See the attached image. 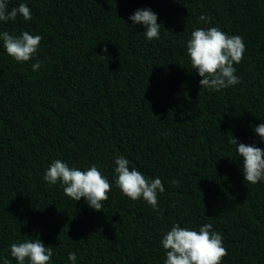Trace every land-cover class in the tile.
Wrapping results in <instances>:
<instances>
[{"label":"trees","instance_id":"obj_1","mask_svg":"<svg viewBox=\"0 0 264 264\" xmlns=\"http://www.w3.org/2000/svg\"><path fill=\"white\" fill-rule=\"evenodd\" d=\"M20 2L31 18L18 15L0 30L42 39L23 63L0 47V256L12 242L39 238L53 248V264H69L68 251L77 264H162L163 230L208 222L223 237L221 264H264V183L244 182L228 143L233 136L264 149L249 127L264 120V0H8L6 7ZM140 7L158 14V40L128 25ZM202 12L245 44L234 65L240 82L219 92L200 88L185 55L192 28L206 27ZM35 60L42 67L34 72ZM116 154L161 178L157 211L111 187ZM54 158L81 169L95 163L109 178L101 210L42 180Z\"/></svg>","mask_w":264,"mask_h":264},{"label":"clouds","instance_id":"obj_2","mask_svg":"<svg viewBox=\"0 0 264 264\" xmlns=\"http://www.w3.org/2000/svg\"><path fill=\"white\" fill-rule=\"evenodd\" d=\"M8 0H0V24L17 16L25 21L31 18L30 8L20 2L18 5L6 7ZM157 13L150 7L134 9L127 19L133 28L135 25L143 27L145 40L152 41L160 38L162 23L157 22ZM206 27H193L184 42L185 55L190 67L201 77L198 83L200 88L219 92L240 82L236 74V67L242 59L245 44L240 35L229 34L218 25L210 24V18L203 12L198 16ZM42 37L39 34L21 30L19 34L0 30V47L17 62L23 63L34 59ZM107 48L96 53L98 58H105ZM32 71L42 67L40 60L30 64ZM256 134L260 143H264V120L255 126H249ZM235 146V154L239 160V168L244 182L250 184L264 183V149L255 142H237L231 136L228 140ZM42 180L48 185L62 188L63 193L72 200L83 198L86 205L93 210L102 209V201L108 198L110 191L109 178L102 174L95 163L81 169L60 158L51 159L44 169ZM180 181L172 179L171 184L177 185ZM111 187L118 188L121 195L130 200H142L153 211L158 210V196L164 192L161 178L147 176L131 166L129 159L123 154L113 157V175ZM170 207H175L173 202ZM159 245L164 250L162 264H221L226 255L223 246L222 234L208 222L196 226H180L173 222L171 227L160 234ZM8 257L14 259L15 264H53L54 255L51 246H45L39 238L22 239L8 245ZM0 256V264H9V259ZM69 264H77V255L74 251L67 252Z\"/></svg>","mask_w":264,"mask_h":264}]
</instances>
